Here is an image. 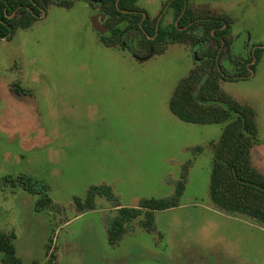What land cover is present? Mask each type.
Here are the masks:
<instances>
[{"label": "rangeland", "instance_id": "1", "mask_svg": "<svg viewBox=\"0 0 264 264\" xmlns=\"http://www.w3.org/2000/svg\"><path fill=\"white\" fill-rule=\"evenodd\" d=\"M72 1L69 9L48 6L29 28L0 40V236L14 235L22 264H46L48 247L55 264H264V229L209 202L210 145L224 125L186 123L168 108L201 53L172 44L137 62L120 44L104 46L91 28L98 5ZM168 1L135 6L149 25L168 27L174 23ZM190 4L228 18L231 45L221 61L228 75L263 48L247 79L221 81L220 89L253 108L251 163L264 173V0ZM138 37L129 36L131 50ZM184 166L178 206L154 213L153 232L140 228L139 218L110 245L104 220L115 212L111 203L97 198L95 209L82 214L73 207L91 186H109L124 207L169 198ZM19 175L45 183L59 210H39L35 195L4 186L5 177Z\"/></svg>", "mask_w": 264, "mask_h": 264}, {"label": "trees", "instance_id": "2", "mask_svg": "<svg viewBox=\"0 0 264 264\" xmlns=\"http://www.w3.org/2000/svg\"><path fill=\"white\" fill-rule=\"evenodd\" d=\"M60 0H0V40L9 39L16 29H27L37 20L42 10L55 5L65 9L72 7V1ZM101 10L111 18L108 26L111 35L102 36L106 47H114L125 41V34L139 35L137 44L156 54H162L169 45L185 44L198 50L199 58L188 75L175 87L168 103L169 111L177 119L191 124H223L218 141L210 146L213 150L208 198L210 204L220 212L244 217L264 229V174L251 163L250 150L257 142L255 112L251 106L240 102L220 89L221 81L247 79L254 66L253 58L259 59L263 48L252 50L250 58L240 65V72L228 75L221 65L228 41L230 22L226 17L209 16L191 10L190 0H169L167 9L173 12L175 24L161 27L148 24V17L142 19L136 0H102ZM162 12V11H161ZM19 14V15H17ZM12 17H9V16ZM159 22V21H158ZM144 32V33H143ZM141 36V37H140ZM148 36L149 38H147ZM210 41L211 45H209ZM206 46V48H204ZM136 51L129 48V52ZM229 53V52H228ZM17 94V87H11ZM19 94H28L20 90ZM198 153L201 148L197 147ZM186 166L181 181L169 198L141 199L136 207H124L109 186H91L86 196L73 198L77 214L93 211L96 199L104 198L115 208L113 215H107L104 228L110 245H116L135 220L146 232L154 231V213L178 206L184 190ZM4 186L21 188L35 195L36 207L41 210H59L48 195V186L27 175L5 177ZM14 235L0 236V264H22L16 257L12 244ZM46 264H55V255L46 253ZM32 264H38L36 262Z\"/></svg>", "mask_w": 264, "mask_h": 264}, {"label": "flooded vegetation", "instance_id": "3", "mask_svg": "<svg viewBox=\"0 0 264 264\" xmlns=\"http://www.w3.org/2000/svg\"><path fill=\"white\" fill-rule=\"evenodd\" d=\"M62 1H72V0H60L59 2H62ZM79 1V0H78ZM81 1H87L88 3H90V4H93V6L94 5H98V7H100L101 5H102V0H95V3H91L89 0H81ZM73 2V1H72ZM74 3V2H73ZM165 6L166 5H164V8H165ZM62 8V7H61ZM43 11V10H42ZM137 13H140L141 15H142V12L141 11H137ZM17 15H19V14H17ZM93 16H96L97 17V20L99 21V23H101V26L104 28V29H106V33L104 34V35H100V40H101V37L102 36H106V35H111V30H110V28L108 27L109 25H110V23H111V18L107 15V14H105L101 9L100 10H98V11H96L94 14H92L91 15V17H93ZM39 17H41V14H40V16ZM39 17L37 18V19H39ZM150 24V23H149ZM159 24V22H154V26H157ZM175 24V20H174V23H173V25ZM144 33V32H143ZM131 34H135L134 32H128L127 34H125L126 36L124 37L125 38V41L123 42L122 41V46H123V48H122V50L123 51H127L131 56H132V58L134 59V60H136L137 62H144L145 61V57H147L149 54H150V50H151V48L152 47H150V46H148V48H147V50H143V47H141L140 46V44L138 45L137 43L138 42H140L139 41V37L137 38V40H136V49H135V51H136V53L137 54H135V53H133V52H129V48H130V45L132 46V42L130 43V41H129V36L131 35ZM137 36H139L138 34H136ZM141 37V36H140ZM147 38H149L148 36H146ZM127 41H129V44L130 45H128V44H126V42ZM102 44H103V42H102ZM104 45V44H103ZM105 46V45H104ZM205 48V47H204ZM195 50V49H194ZM144 51H146L147 52V55H143V53L142 52H144ZM154 52V50H152V53ZM195 53V52H194ZM140 54V55H139ZM222 59H223V57L221 58V61H222Z\"/></svg>", "mask_w": 264, "mask_h": 264}, {"label": "water", "instance_id": "4", "mask_svg": "<svg viewBox=\"0 0 264 264\" xmlns=\"http://www.w3.org/2000/svg\"><path fill=\"white\" fill-rule=\"evenodd\" d=\"M89 1H93L95 2V0H89ZM44 15V11L41 12V16ZM13 16V15H12ZM11 15L9 17H12ZM146 17V15L144 13H142V19H144ZM91 28L98 34L100 35H104L106 33V29H104L98 22L97 17L93 16L91 18ZM152 54V48L150 50V54L147 56V58L149 59L150 56ZM196 59V58H195Z\"/></svg>", "mask_w": 264, "mask_h": 264}, {"label": "crops", "instance_id": "5", "mask_svg": "<svg viewBox=\"0 0 264 264\" xmlns=\"http://www.w3.org/2000/svg\"><path fill=\"white\" fill-rule=\"evenodd\" d=\"M257 170H259V169H257ZM260 171V170H259ZM261 172V171H260ZM262 174H264L263 172H261Z\"/></svg>", "mask_w": 264, "mask_h": 264}]
</instances>
